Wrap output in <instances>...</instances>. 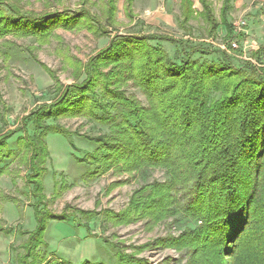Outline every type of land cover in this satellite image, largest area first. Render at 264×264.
Wrapping results in <instances>:
<instances>
[{
	"label": "trees",
	"instance_id": "obj_1",
	"mask_svg": "<svg viewBox=\"0 0 264 264\" xmlns=\"http://www.w3.org/2000/svg\"><path fill=\"white\" fill-rule=\"evenodd\" d=\"M118 1L78 0L72 9L64 0H41L42 10L37 11L27 8L28 0H0V40L32 37L45 45L59 29L87 31L102 38L120 27ZM231 1L225 0L219 21L210 0H201L202 12L193 9L191 0H183V26L202 19L209 37L215 38L221 25L230 37L234 31L227 16ZM134 2L124 4L130 21L135 19ZM58 4L62 10L54 9ZM151 42L175 46L180 64L160 44ZM207 48L203 42L193 44L170 36H119L86 64L65 56L77 83L66 88L58 107L68 105L62 112L109 126V137L99 142L105 147L96 154L99 159L105 152L106 168L131 174L166 170L167 182L139 191L137 215L157 210L153 217L183 215L197 224L179 245L160 240L166 248H188L189 264H264V67L251 61L237 67L221 50L220 61L193 59L198 53L207 54ZM103 68L110 72L104 73ZM127 82L143 92L147 105L125 98L122 87ZM70 89H75V96ZM100 98L116 104L111 113L117 107L128 113L107 115ZM33 124L40 133L31 137L25 123L17 150L8 147L12 135L0 143V158L6 155L18 161L37 182L34 209L39 227L35 233L42 238L48 221H67L61 216L44 219L40 210L45 204L42 179L49 157L45 138L50 133L69 135L58 127H43L40 121ZM7 170L1 169L0 176ZM143 198L148 203H140ZM29 258L27 254L24 260Z\"/></svg>",
	"mask_w": 264,
	"mask_h": 264
},
{
	"label": "rangeland",
	"instance_id": "obj_2",
	"mask_svg": "<svg viewBox=\"0 0 264 264\" xmlns=\"http://www.w3.org/2000/svg\"><path fill=\"white\" fill-rule=\"evenodd\" d=\"M193 1L196 11H201L199 0ZM210 1L221 21L224 0ZM28 2V9L42 10L41 0ZM124 4L125 0L117 4L119 29L102 38L87 31L59 29L45 45L32 37L0 40V143L14 135L8 147L17 150V140L24 135L21 128L25 123L31 137L40 133L35 130L34 121H40L43 127L61 128L69 135L50 133L45 138L49 157L42 179L45 204L40 210L44 219L61 216L67 221H48L42 238L35 233L39 227L34 209L37 182L18 161L6 159V155L0 158V171L8 169L0 176V264H18L22 260L25 264L190 263L188 248H166L160 240L170 239L179 245L189 231L196 230V223L183 215L153 217L157 210L137 215V208H141L137 207L141 199L139 191L154 183L167 182L170 176L166 170L149 169L131 174L106 168L102 162L105 152L100 153L99 159L96 154L99 148L105 147L99 142H104V136L109 137V126L90 117L62 112L68 105L58 107L67 87L77 83L72 78L73 68L65 64L64 57L86 64L107 49L116 37L156 35L209 46L207 54L198 53L193 59L220 61L218 51L221 50L228 52L237 67L246 61L261 63L264 67V19H261L264 9L260 6L261 0H233L229 22L237 23L242 32L236 31L227 38L221 28L215 39H211L202 19L192 21L191 30L183 29L179 1H157L153 6L150 1L137 2L133 21L126 18ZM64 5L76 9L78 0H64ZM56 8L62 10L63 6L58 4ZM244 33H252L248 38L252 43L246 44ZM203 38L208 42L202 41ZM233 43L238 45L237 49L232 48ZM151 44H160L180 64L181 57L175 46L165 42ZM103 71L109 73L110 69L103 68ZM84 81L79 82L76 92ZM122 89L130 102L139 99L147 105L143 92L133 82H127ZM70 91L74 92L72 96L76 95L75 89ZM99 101L107 115L119 117L128 113L120 107L111 113L116 104L103 98ZM50 115L53 118L46 120ZM140 203L148 200L143 198ZM27 254L30 258L24 260Z\"/></svg>",
	"mask_w": 264,
	"mask_h": 264
},
{
	"label": "crops",
	"instance_id": "obj_3",
	"mask_svg": "<svg viewBox=\"0 0 264 264\" xmlns=\"http://www.w3.org/2000/svg\"><path fill=\"white\" fill-rule=\"evenodd\" d=\"M141 1H150V3H151V6H153L154 5V3L155 2H157V1H162L163 3H167V2H169V0H135V2H134V9H135V7L137 6V2H141ZM174 1H179V4H180V6H181V12H180V22H181V26L183 27V29H189V30H191V22L192 21H196V20H192V21H190V23L188 24V25H186V26H183V21H184V17H183V8H184V5H183V0H174ZM192 2H193V9L196 11V8H195V3H194V1L193 0H191ZM199 2H200V4H201V6H202V10L201 11H197V12H202L203 11V5H202V3H201V0H199ZM232 2H233V0L231 1V3H230V8H229V11H230V9H231V4H232ZM224 3H225V0H224ZM223 6H224V4H223ZM260 6H262V9H264V0H261V4H260ZM222 9H223V7H222ZM229 11H228V13H227V16H228V20H229ZM215 13V12H214ZM136 14V13H135ZM221 15H222V10H221ZM216 16V15H215ZM261 19L263 20L264 19V17H261ZM233 26H234V31H233V34L232 35H234L235 34V32L236 31H240V32H242L241 31V29H239L238 28V26H237V23H231ZM223 25H221L220 26V28L218 29V31L222 28V29H224V31L227 33V36H228V31H227V29L224 27ZM218 31H217V33H218ZM207 33H209L208 32V29H207ZM217 33H215V37H216V35H217ZM236 34H238V33H236ZM244 34H246L245 36H247V37H245V41H246V44H250V43H252V41H250L248 38H250L249 36L251 35V36H253L252 35V33H244ZM231 35V36H232ZM185 38H188V37H185ZM208 38H211V37H209V35H208ZM211 39H215V38H211ZM202 41H204V42H208L205 38H203V40ZM244 41V42H245ZM252 45V44H251Z\"/></svg>",
	"mask_w": 264,
	"mask_h": 264
},
{
	"label": "built area",
	"instance_id": "obj_4",
	"mask_svg": "<svg viewBox=\"0 0 264 264\" xmlns=\"http://www.w3.org/2000/svg\"><path fill=\"white\" fill-rule=\"evenodd\" d=\"M242 25H245V24H244V23H242ZM232 48H233V49H237V48H238V45H237V44H235V43H233V44H232Z\"/></svg>",
	"mask_w": 264,
	"mask_h": 264
}]
</instances>
